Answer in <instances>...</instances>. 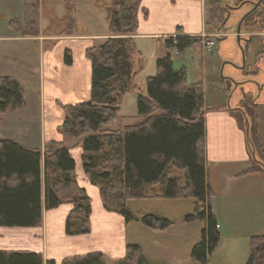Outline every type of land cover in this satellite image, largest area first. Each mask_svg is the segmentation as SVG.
Masks as SVG:
<instances>
[{"label":"crops","instance_id":"0c3cea01","mask_svg":"<svg viewBox=\"0 0 264 264\" xmlns=\"http://www.w3.org/2000/svg\"><path fill=\"white\" fill-rule=\"evenodd\" d=\"M23 3L24 0H0V77L14 79L25 94L23 108L0 114V140L43 152L47 143L61 141L59 127L64 118V106L89 101L91 65L85 51L100 45L107 37L106 19L111 6L106 0H34L39 28L28 36L22 34ZM205 5L206 0H140L141 11L133 38L142 60L144 46L137 47L138 41L150 39L159 54L158 59L168 53L164 42L169 37L215 33L214 27H205ZM15 19L22 24L18 31L9 26ZM255 36L260 38L258 33ZM252 38L255 37H251V41ZM260 40L263 42L264 37ZM66 51L71 53L68 65L64 63ZM259 60H264V44L259 50ZM173 69L178 71L174 66ZM252 73H259L256 66ZM210 74L211 71L200 70L188 84L200 83L203 87L205 166L213 192L210 207L219 226V243L222 239L232 243L223 252V264H235L238 260L235 243L246 239L249 245V238L256 235L255 227H264V170L243 173L257 163L245 130L238 125L235 116L241 119L245 113H253V125L258 127L264 150V102L255 103L252 87H242L244 78L239 82L230 78L236 83L234 86L230 79L213 80ZM262 83L264 87V80ZM238 86L239 92L236 91ZM119 120L124 123L122 126L128 123L120 115L116 122ZM114 123L104 128L109 129ZM69 152L75 163L71 175L91 198L90 224H94L97 216L103 220L114 216L119 231L116 238L119 240L120 236L121 244L109 245V239L98 237L93 229L82 235L66 234V222L73 205L61 203L43 211L39 228L0 227V251L34 253L42 257L43 264H61L66 258L101 253L104 264H121L129 244L138 246L149 264H199L190 253L200 240L205 221H183L192 212L193 200L192 208L186 210L183 204L177 203L182 200L127 201L133 204L131 208H124L133 217L127 223L115 210L103 206L98 187L84 173L81 143L71 145ZM154 191L147 195L159 194L158 186ZM146 214L164 217L173 225L165 231L145 227L139 219Z\"/></svg>","mask_w":264,"mask_h":264},{"label":"trees","instance_id":"16d2710c","mask_svg":"<svg viewBox=\"0 0 264 264\" xmlns=\"http://www.w3.org/2000/svg\"><path fill=\"white\" fill-rule=\"evenodd\" d=\"M109 37L85 51L91 65L89 101L64 106L59 127L60 142H49L43 152L29 150L0 140V226L39 228L42 212L61 203L73 205L66 234L81 235L90 231V199L72 177L74 160L69 147L81 143L82 167L90 182L99 189L106 209L111 202L147 198L194 200L192 213L184 222L205 221L200 240L191 250V258L207 264L219 242L216 221L210 207L213 192L205 166V122L203 88L188 85L184 68L175 71L170 53L156 61V73L146 78L147 94L137 95L136 116L118 129L104 128L119 119L124 96L137 90L135 78L143 60L133 35L137 30L140 0H106ZM258 0H207V26L218 30L225 25L229 10L242 4L250 9ZM23 35L31 36L39 28L38 8L34 0H24ZM144 15L146 11L142 9ZM19 20L9 26L18 31ZM264 0L243 19L248 32L264 29ZM197 36L167 38L166 50L184 52L200 43ZM175 42V43H174ZM138 61L140 65H138ZM64 63H71V53H64ZM25 105L22 87L11 77H0V114L15 112ZM239 120V126L240 125ZM250 143L255 152L262 151L255 128L250 129ZM169 170L184 175L170 177ZM263 170L251 167L243 173ZM158 186L159 194L154 191ZM42 187L44 189L42 193ZM128 223L133 217L124 208H116ZM78 220L76 226L73 222ZM140 222L153 230L165 231L173 224L168 219L147 214ZM0 264H43L40 255L24 251H0ZM46 264H53L47 262ZM61 264H104L100 253L64 259ZM121 264H149L136 245L125 247ZM244 264H264V235L249 239V255Z\"/></svg>","mask_w":264,"mask_h":264},{"label":"rangeland","instance_id":"374dc122","mask_svg":"<svg viewBox=\"0 0 264 264\" xmlns=\"http://www.w3.org/2000/svg\"><path fill=\"white\" fill-rule=\"evenodd\" d=\"M250 10V6L248 4H242L238 7H235L231 9L227 18V21L225 25L220 29V35H223V37L218 38L219 40H214V47L211 52H204L199 48L198 45H195L192 50H189V48L179 53L178 55H175L172 52V65L180 70L181 68H184L186 72V82L187 84L192 83L194 81L195 76L200 72V70H208L211 71L210 76L213 80H217L219 78H226L230 79L232 78L236 82L242 81V78H244V84L242 87H252L254 95V101L255 103L264 102V87H262L264 80V60L260 62L258 61V54L259 50L263 47L264 41L260 40L262 37H264V29L257 30L254 32H248V30L241 29V34L239 36V39L237 38V26L240 21V19ZM141 11V6H139V11ZM1 16L4 18V15L1 14ZM85 21H83L84 23ZM107 23V29H108V19H106ZM259 27H264V25ZM226 33V35H224ZM258 33V37L255 35ZM109 34V33H108ZM135 35V34H134ZM252 38V41L250 37ZM109 35H107L106 38H108ZM133 37V36H132ZM105 38V39H106ZM103 39V40H105ZM134 39V38H133ZM251 41V42H250ZM263 43V44H262ZM142 45L144 46L142 50L143 55V66L142 70L137 74L135 78V84L137 86V90H131L129 93H127L124 96L123 103L120 107L119 115L126 118H131L132 116H135L136 112V98L138 93L142 95L147 94V84H146V78L155 76L156 73V61L157 56L159 55L157 50H155V46L153 42L150 39H145L142 41L137 42V47L139 46L142 48ZM191 48V47H190ZM217 52V54H215ZM255 62V63H254ZM257 67L259 70V73H252L254 72V67ZM232 84L235 86V82L232 80ZM224 80V81H225ZM200 84V83H199ZM245 90V89H244ZM234 91V90H233ZM236 91H240V86H238ZM129 122V121H128ZM124 123L122 120H119L118 122L114 123L112 126H109L111 129H118L121 128ZM258 158L262 159L264 161V150L261 152H258L257 154ZM259 162V161H257ZM168 175L170 177H178L183 182L184 175L179 171H173L169 170ZM157 185L154 186V188ZM91 200V198L89 197ZM156 200H163V199H156ZM192 200H182L181 203L183 204V210L192 208ZM133 204L130 202H111L108 204L109 210H115L116 207L125 208L129 207L131 208ZM91 206V201H90ZM192 210V209H191ZM44 211V209H43ZM43 214V212H42ZM92 217V216H91ZM76 226L78 225V220H74L73 222ZM116 221L114 216H109L107 219L103 220L100 219L98 216L96 217V220L91 222L90 224V230L93 229L94 232L98 233V237L102 236L105 241L109 239L108 244L114 245V244H121L120 236L119 240L116 238V234L119 233V231L116 228ZM264 233V227H255V233L263 234ZM110 237V238H109ZM250 239V238H249ZM61 240V239H60ZM59 244V241H58ZM232 243L221 240L218 246H216V249L212 255L208 257V263L207 264H223L224 262V254L223 252L227 251L225 250L227 246H230ZM236 244L235 247V256L238 260H236L234 263L238 264L242 260H246V258L249 255V245L247 240H243V242ZM104 248V247H103Z\"/></svg>","mask_w":264,"mask_h":264},{"label":"water","instance_id":"95a60500","mask_svg":"<svg viewBox=\"0 0 264 264\" xmlns=\"http://www.w3.org/2000/svg\"><path fill=\"white\" fill-rule=\"evenodd\" d=\"M259 2H260V0H259ZM259 2L257 3V5L259 4ZM257 5H256V6H257ZM239 26H240V23H239V25H238L237 32H239Z\"/></svg>","mask_w":264,"mask_h":264},{"label":"built area","instance_id":"2783aa9c","mask_svg":"<svg viewBox=\"0 0 264 264\" xmlns=\"http://www.w3.org/2000/svg\"><path fill=\"white\" fill-rule=\"evenodd\" d=\"M212 43H208V45L210 46Z\"/></svg>","mask_w":264,"mask_h":264}]
</instances>
